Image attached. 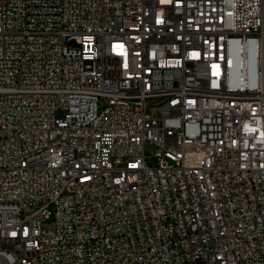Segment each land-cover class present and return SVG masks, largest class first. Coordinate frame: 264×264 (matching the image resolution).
<instances>
[{
    "label": "built area",
    "instance_id": "1",
    "mask_svg": "<svg viewBox=\"0 0 264 264\" xmlns=\"http://www.w3.org/2000/svg\"><path fill=\"white\" fill-rule=\"evenodd\" d=\"M0 264H264V0H0Z\"/></svg>",
    "mask_w": 264,
    "mask_h": 264
},
{
    "label": "bare ground",
    "instance_id": "2",
    "mask_svg": "<svg viewBox=\"0 0 264 264\" xmlns=\"http://www.w3.org/2000/svg\"><path fill=\"white\" fill-rule=\"evenodd\" d=\"M192 45H200V38H192ZM209 71H201L199 73V81H208ZM50 172H57V165H50ZM41 174H48V160H41Z\"/></svg>",
    "mask_w": 264,
    "mask_h": 264
},
{
    "label": "rangeland",
    "instance_id": "3",
    "mask_svg": "<svg viewBox=\"0 0 264 264\" xmlns=\"http://www.w3.org/2000/svg\"><path fill=\"white\" fill-rule=\"evenodd\" d=\"M147 151L150 154V156L152 157L153 156V150L150 147H148ZM151 157H150V159H151Z\"/></svg>",
    "mask_w": 264,
    "mask_h": 264
}]
</instances>
